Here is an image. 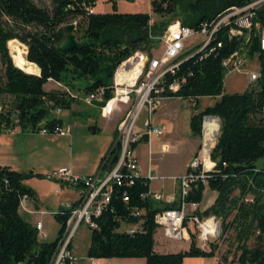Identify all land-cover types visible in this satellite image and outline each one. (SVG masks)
Wrapping results in <instances>:
<instances>
[{
	"label": "trees",
	"instance_id": "1",
	"mask_svg": "<svg viewBox=\"0 0 264 264\" xmlns=\"http://www.w3.org/2000/svg\"><path fill=\"white\" fill-rule=\"evenodd\" d=\"M93 1L50 0L49 8H45L33 0H0V133L14 125L20 130L45 126L52 131L54 125L61 124L60 117L50 115L52 109L69 107L77 98L64 89H46V80H56L80 93L101 85L102 103L111 96L117 64L135 50L150 57V47L171 19L197 27L199 21L251 0H150V10L157 15L152 20L147 11H88L86 6H93ZM74 16L81 18L73 28L77 45L60 50L56 45L62 38L63 25ZM236 26L234 22L222 23L207 46L184 50L180 55L184 58L174 71L163 76L165 85L178 80V86L174 90L165 86L162 93L192 101L189 128L193 135L200 133L203 114L219 118L209 153L214 165L205 183L197 182L185 198L199 202L205 186L214 190L213 200L199 215L215 214L220 218V235L229 232L236 264H264V49L259 46L264 0L252 8L249 26L240 27V33H228L229 27ZM13 40L25 44L27 59L36 64L38 73L15 65L9 52H24ZM233 51L255 56L258 74L243 90L229 92L223 89L225 68L221 60ZM79 79L86 82L78 85L75 81ZM203 95L213 100L198 107V97ZM259 159L263 162L258 163ZM32 174L43 173L0 164V264H50L64 229L66 209L52 213L59 226L50 240L39 239L35 226L19 211L23 194L36 197L33 188L23 182ZM148 190L143 174L134 176L128 184L112 183L109 200L95 218L98 226L89 229L86 258L141 256L144 264H181L186 255L213 254L215 243L209 242V249L201 248L193 231L184 249L154 250L153 214L175 206L176 201L154 199L149 194L140 196ZM123 191L126 200L122 198ZM132 208L138 212L131 213ZM122 221L136 224L132 233L120 228ZM77 264L87 263L79 258Z\"/></svg>",
	"mask_w": 264,
	"mask_h": 264
},
{
	"label": "built area",
	"instance_id": "2",
	"mask_svg": "<svg viewBox=\"0 0 264 264\" xmlns=\"http://www.w3.org/2000/svg\"><path fill=\"white\" fill-rule=\"evenodd\" d=\"M261 1L253 0L244 5H231L216 16L199 21L197 27L181 24L179 21L168 23L161 33L163 43L161 54L148 57L146 53L143 54L142 51L135 50L131 55L121 60L113 71L111 96L104 99L102 103L99 102L102 100L104 92V87L101 85L84 93L73 92L64 86V90L70 96L81 99L86 103L97 102L101 115L108 114L117 105V102L129 103L130 106L117 122L115 139L119 140V151L116 160L106 171L81 175L71 172L67 167H58L44 173L46 177L60 181L61 185L71 184L84 187L79 193L77 200L60 203L58 209H66L68 214L50 264H64V262L77 264L79 256L73 254L68 247L76 227L82 222L89 229L96 228L98 225L95 218L109 200L112 183L121 184L123 182L128 184L132 182L134 176L141 174L132 144L141 138L148 142L152 135L158 136L162 133L165 124L154 122L151 119V114L160 104L161 99L169 96L162 93L164 87L167 86L168 89L174 90L179 84L178 80H173L165 85L163 83L164 74L174 71L181 59L184 58H180L184 50L195 45H198V49L207 46L212 40L214 32L222 23L229 24L234 22L237 25L236 28L229 27L228 33H240V27L249 26L252 8L260 4ZM86 9L92 11V6H86ZM216 44L218 45L219 42H216ZM259 46L264 49V28L260 31ZM137 52L143 55V59L131 81H128L127 78L116 80L115 70L119 66H123L125 61ZM221 63L225 68V74L231 71H245L248 82L258 74L257 69L245 67L244 59L237 51H233L230 55L224 57ZM60 110V106L54 108L55 112ZM142 111H144V116L138 123L137 121ZM206 116H215L217 120L219 119L213 114L202 115L200 123L201 139L198 149L188 159L185 169L181 173L166 175L175 181L174 191L169 194H163L160 190L155 189L140 193V196L149 194L154 199L169 202L176 201L175 206L161 208L154 212L153 221L156 224V229L160 228L164 236L174 240L188 238L190 231H193L201 245L215 239L220 232V218L217 215H199L198 212L201 211L200 209L197 210L199 202L185 198L193 185L197 182L205 183L207 173L214 165L209 153L215 142L218 130L216 129V132L208 141L205 142L203 140L202 123ZM38 130L46 132L48 128L41 126ZM52 131L66 133V129H62L61 125H54ZM161 148L164 150L166 144L162 143ZM144 176L147 180L164 177V175H155L150 169L146 171ZM122 198L124 200L127 199L125 191H123ZM26 201L27 196L23 194L19 199V208L21 210L30 213L34 211L42 213L45 211L42 208L33 209L27 207ZM137 212V208L131 209V213ZM33 225L36 228L37 237H43L44 232L41 229L40 219L35 220ZM133 229V226L125 228L128 233H132ZM96 258V256L89 257L86 263L95 264Z\"/></svg>",
	"mask_w": 264,
	"mask_h": 264
},
{
	"label": "rangeland",
	"instance_id": "3",
	"mask_svg": "<svg viewBox=\"0 0 264 264\" xmlns=\"http://www.w3.org/2000/svg\"><path fill=\"white\" fill-rule=\"evenodd\" d=\"M33 1L45 8H49L50 6V0ZM92 5L95 11H147L150 13V20L157 18V15L152 13L150 10V0H94ZM79 19H81L80 16L70 17L65 23L73 22L76 24ZM174 21L179 20L173 18L169 21V23ZM72 32L76 38L73 29ZM158 37L159 38L156 39L155 44L153 43L149 49L150 56H158L162 52L163 43L161 40V34ZM11 42L17 41L13 40ZM17 43L22 46L24 52L25 44L22 43L24 45L23 46L21 43ZM142 53L144 54L145 52L142 51ZM242 58L244 59L246 68H257L255 56L249 57L243 54ZM75 82L78 85H82V83L86 82V80L79 79ZM247 85L248 80L245 71H231L226 73L223 77V89L225 91H240ZM44 87L47 89H64V85L58 83L56 84L51 80L46 82ZM71 91L76 92L75 90ZM210 100V96H200L197 105L198 107H201L206 102H210ZM129 106V103L126 104L117 102V105L108 114L102 115L107 117L106 120L110 123H107L106 126H103L102 128L96 127L93 129L94 125L101 126L103 121L102 118L98 116V110L94 107V102L86 103L81 99H74L71 101L69 107L61 108L59 112H55L54 109H52L50 114L58 116L62 119L61 127L62 129H66V134L63 135L55 131L40 132L39 130H21L17 133L7 132V137L0 134V161L8 160L9 162H12L13 166H15L17 170H31L32 172L41 173L42 170L48 171L53 168H58V164L71 166V164H75L80 161H91L95 156H97L99 160V148L104 145H109L110 141L112 143V137H114V132L110 130V124L113 123L115 116L120 115L116 121V127L117 122L122 118ZM174 107L176 111L180 110L181 112H185L186 109L191 111L193 110L192 101L187 98L174 96L162 98L160 104L152 112L151 119L154 122L164 123L165 128L158 136L152 135L148 142L143 139H139L135 143L134 148V154H136L140 167L143 170L150 167V170L155 175H164V177L150 179V187L160 190L163 194L174 191V186H176L173 183V180L166 175H176L182 172L185 162L190 154L189 145L195 141V138H197L198 141L201 139V133H199L198 136H190L187 133L186 128L184 129L183 125L178 122L177 115L173 121L174 126L172 123H169L168 119L165 117V113L166 111H171ZM115 112L118 114H115ZM143 116L144 111L140 113L137 121L138 123ZM108 118L111 119L109 120ZM42 124L43 122H40V125ZM69 126L70 130H68ZM162 143L166 144V148L164 150L161 148ZM111 145H109L108 149L101 155L102 157L100 160L102 162L104 156L106 157V155L109 154L108 160L100 168L102 172L103 170H107V165H109L112 152L108 153V150ZM198 147L199 142L198 145L196 144L195 146V151ZM29 151L32 153H29ZM261 162H263V159L258 160V163ZM97 169L98 168H96V170ZM23 182L32 187L36 198L39 194L41 196V200H43V204H47V206H50L49 203H53L55 199H61V202H63L64 199L75 193L76 189L68 184L67 188L54 192V186L58 185L57 180L46 178L44 174H32L24 178ZM209 193L210 191L208 188H205L203 194L204 201L209 196ZM26 206L32 208L30 200H27ZM43 208L44 207H42V209ZM203 208L202 204H199L197 210H202ZM32 215L41 220L43 224L42 231L46 233L44 237H39V239L48 240L50 238H54L59 223L54 219L53 214L49 211H45L42 213L34 212ZM24 217L26 219L29 218L27 214H25ZM125 225V222L122 221L120 228ZM220 234L221 233L219 232L215 239L207 241L204 245H201L195 236L196 244L203 249H209V242H213L215 243L213 253L216 255L219 264H236L232 253L233 244L230 243L231 240L227 237L229 232L224 233V235ZM88 235V228L81 222L76 227L72 235V242L75 245L74 250L77 254H82ZM158 235H163L160 228L156 229L154 232L155 237ZM189 238L190 236L187 239L189 240ZM187 239L185 238L184 240L186 241ZM184 240L172 239L169 241L183 242ZM174 244L176 245L177 243Z\"/></svg>",
	"mask_w": 264,
	"mask_h": 264
},
{
	"label": "crops",
	"instance_id": "4",
	"mask_svg": "<svg viewBox=\"0 0 264 264\" xmlns=\"http://www.w3.org/2000/svg\"><path fill=\"white\" fill-rule=\"evenodd\" d=\"M92 10H94L93 6H92ZM49 80L53 81L56 84L57 83L60 84L58 81L53 80V79H48V80L45 81V83L48 82ZM173 96L174 97H178V96H175V95H170L168 97H173ZM168 97H166V98H168ZM210 97H211L210 102H212L213 97L212 96H210ZM199 98H200V96L198 97V100H199ZM93 102H94V107L97 108V110H98L97 111L98 116L100 118H102V120H103L101 126L100 125H94L93 129H95L96 127L102 128L103 126H106V124L107 123H110V122H108V120H106L107 117H104V116H102L100 114L99 107H98V103L95 102V101H93ZM210 102H206L204 105H206V104H208ZM117 112H115V114ZM191 112L192 111L191 110H188V109H186L185 112H181L180 110L176 111L175 110V107H174V108H172L171 111L170 110L169 111H166L165 117L168 119L169 123H172V125L174 126L173 121H174V119H175V117L177 115L178 122L183 125V128L184 129L186 128V131H187V133L190 136H193V134L191 133L190 128H189V116H190ZM119 116L118 115L115 116V119L113 120V123L110 124V130H112L114 132V137H112V143L113 144H114L115 137H116V127H115V124H116V121L119 118ZM108 119L110 120L111 118H108ZM60 125H62V119H61V124ZM68 130H70V126H69V129ZM18 131H21V130L19 129V127L17 125H14L11 129L5 130V131L1 132L0 134L2 136H4V137H7L8 136V134H6L7 132H9V133H17ZM60 134H63L64 135L66 133H60ZM198 142H199L198 139L195 138V141H193L189 145L190 154H189L188 159L191 157V155L195 151V146H196V144L198 145ZM112 143L110 141L109 142V145H111ZM113 144L110 146V149L108 150V153H110L109 151L111 150ZM109 145H106V146L104 145L105 148H104V146L101 147V148H99V151H98V154L100 153L99 160H98L97 156H95L91 161H80L78 163L71 164V166H66L64 164H58L57 167H67V168L70 169L71 172H73L75 174H81V175L82 174L83 175H89V174L96 173L97 171H101L102 172V170L100 168L108 160L109 154H107L106 157L104 156L102 162L100 160L101 157H102L101 155L108 149ZM134 148H135V145L133 146V152H134ZM29 153H32V152L29 151ZM135 157H136V154H135ZM136 159H137V157H136ZM188 159H187V161H188ZM137 161H138V159H137ZM187 161L185 162V165H184L183 170L185 169V166H186ZM0 164H7L11 168L16 169L15 166H13L12 162H9L8 160H2V161H0ZM33 165H35V164H33ZM109 166L110 165H107V169L109 168ZM139 167H140V164H139ZM96 168H98V169L96 170ZM148 169H150V167H147L144 170L140 167V173L144 175ZM45 172H47V170H42L41 171V173H43V174ZM46 178H49V177H46ZM49 179H53V178H49ZM50 182H52V181H50ZM57 182H58V185L57 186H54V188H53V191L54 192H58L61 189H64V188H67L68 187V184L61 185V182L60 181L57 180ZM173 183L175 184V181H173ZM71 186H73L74 188H76L75 189V193L71 194V196H68L63 201L74 202L75 200H77L79 193L84 188L82 185H71ZM148 188H149V190H155V188H151L150 187V179L148 180ZM205 188H207V187L206 186L204 187L203 194H204ZM208 190L210 191V193H209V196L205 199V201L203 200V197H202L201 201H199V204L200 205L202 204V207L207 206L213 200V198L215 196V191L214 190L209 189V188H208ZM166 193L169 194L171 192H166ZM27 200L28 201L30 200L31 207L33 209H41L42 207H44L43 209L46 212L49 211L51 213H53L54 210H56V209L59 208L60 203L62 201L61 199H58V200L55 199L53 203H49L50 206H47V204H43V200H41V196L39 194H38L37 198L36 197L35 198L28 197ZM26 205H27V201H26ZM19 211L23 214V216L25 214H27L29 216V218L27 219V221H29L31 224H33L35 220L39 219L38 217H34V215H32V213H34L36 211L30 213V212H26L24 210H21L20 208H19ZM129 226H133L134 227V226H136V224L135 223H126V225L123 226V227H121V228L122 229H125V228H127ZM42 227H43V224L41 222V229H42ZM88 231H89V228H88ZM45 235H46V233L44 232V236ZM50 239H48V240H50ZM153 239H154V241H153V249L156 250V251H159V252L175 251V250H178V249H184V248H186L188 246V242H189V240L187 238H186L187 239L186 241L183 239L184 240L183 242H173V241H169V240H172V239H169L168 237H166L164 235H158L157 237H155L154 234H153ZM88 243H89V235L87 237V240H86V243H85L84 250H83L82 254H77L75 252V250H74L75 249V245L73 244L72 237H71L70 242H69V248H70V250L75 255L79 256V258H82L84 261H87L88 258H86L84 256V252H85V249H86V246L88 245ZM174 243H177V244L175 245ZM95 262H96L95 264H144V258L141 257V256L97 257ZM181 264H219V263H218V260L216 258V255L213 253L211 256H206V255H186V256H183L182 261H181Z\"/></svg>",
	"mask_w": 264,
	"mask_h": 264
},
{
	"label": "bare ground",
	"instance_id": "5",
	"mask_svg": "<svg viewBox=\"0 0 264 264\" xmlns=\"http://www.w3.org/2000/svg\"><path fill=\"white\" fill-rule=\"evenodd\" d=\"M10 54L14 63L19 67L23 68L26 71H37L36 65L32 62H28L27 60H25L20 52L16 50H11ZM142 59L143 55L139 52L134 54L131 58L127 59L123 66H119L115 70V79L120 80L122 78H127L128 81H131V78L136 73L138 66L141 64ZM217 127L218 120L215 116H206L204 118L202 123V137L205 142L208 141V139H210V137L216 132Z\"/></svg>",
	"mask_w": 264,
	"mask_h": 264
},
{
	"label": "water",
	"instance_id": "6",
	"mask_svg": "<svg viewBox=\"0 0 264 264\" xmlns=\"http://www.w3.org/2000/svg\"><path fill=\"white\" fill-rule=\"evenodd\" d=\"M73 28H74V23L73 22H68V23H66V24L63 25L62 38L60 39V41L56 45L58 49H60V50H67V49L74 48L77 45V41H76V39L74 37V34L72 32V29ZM7 48H8V46H7ZM23 57L28 62L34 63L33 61L27 59V48H26V46H24ZM19 68H21V67H19ZM21 69L24 70L23 68H21ZM24 71H26V70H24ZM38 71L39 70H38V67H37V71H28V72L38 73ZM218 127H219V119H218ZM218 127H217V130H218ZM118 151H119V140L118 139H115L114 144H113V152H112V154L110 156L109 165H111L116 160L117 155H118Z\"/></svg>",
	"mask_w": 264,
	"mask_h": 264
}]
</instances>
